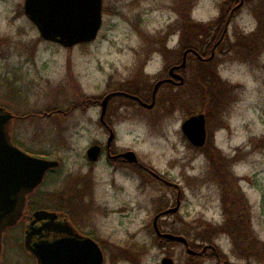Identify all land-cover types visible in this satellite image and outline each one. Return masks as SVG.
Wrapping results in <instances>:
<instances>
[{"label": "rangeland", "instance_id": "rangeland-1", "mask_svg": "<svg viewBox=\"0 0 264 264\" xmlns=\"http://www.w3.org/2000/svg\"><path fill=\"white\" fill-rule=\"evenodd\" d=\"M230 1L105 0L109 15L98 39L65 49L39 41L38 29L24 14L25 0H0V103L7 89L2 78L17 76L21 77L25 91L24 96L14 100L16 106L9 105L16 112L30 113L51 107L66 110L76 103L101 99L108 90L110 77L127 80L136 69L137 59L150 60L145 83L152 85L154 76L162 71L167 60L178 57V51L170 52L176 49L178 41L184 40L186 45L198 40L204 46L205 38L191 32L182 23L183 17L190 11L197 24L220 28L227 22ZM258 26L257 15L245 5L231 23L228 42H233L237 34L254 33ZM155 36L158 47H154ZM14 42L29 43V55L20 54ZM157 48L166 49L168 56H163L160 49L156 51ZM218 61L219 76L236 91L225 125L216 129L209 126L210 144L225 157L222 163L225 168L219 170L216 181L206 156L192 159L194 152L182 132V124L189 117L185 109L170 113L159 129L151 127L155 113L141 111V119L124 122L119 133L121 144L134 148L143 161L174 181L184 182L188 175L206 179L202 186L187 191L186 204L178 214L162 220V229L187 237L194 246L216 245L232 264H247L237 256L231 239L220 234L216 227L224 224L230 215L241 212L248 218L257 240L264 243V53L253 62L232 60L222 53ZM22 100L23 104H19ZM99 113L98 108L87 115L76 113L57 131L60 134H54L50 126L39 120L21 123L19 137L24 149L34 155L50 154L56 156L54 160H62L63 183L53 190L57 195L69 197L70 188L76 187L74 191L80 193L85 186L86 151L103 137L96 123ZM41 138L43 144L37 141ZM58 140L69 143L63 155L55 153L56 147L51 144H58ZM98 174L101 209L84 198L76 213L82 229L93 232L101 243L105 264H161L165 257L172 258L175 264H186L187 253L182 245L151 248L155 214L174 204L176 194L154 184L138 194L132 184L119 177V186L112 187V173L105 167L100 166ZM120 185L125 191L118 190ZM49 186H54L52 181ZM209 237H214V241H208ZM23 242L21 229L6 232L1 263L35 264ZM260 252L250 264H264V254Z\"/></svg>", "mask_w": 264, "mask_h": 264}, {"label": "flooded vegetation", "instance_id": "flooded-vegetation-1", "mask_svg": "<svg viewBox=\"0 0 264 264\" xmlns=\"http://www.w3.org/2000/svg\"><path fill=\"white\" fill-rule=\"evenodd\" d=\"M240 2L241 0H238V2L235 3L234 6L228 8V13H229L228 19L231 15H232V21L238 18L240 11L246 5L244 0V6L241 9H236V7L240 4ZM108 15H109V7L105 6V0H104L103 23H102L101 31L105 23V17H107ZM228 34H229V30L226 36ZM222 35L220 36V39ZM226 36L224 37V39L226 38ZM188 46H189L188 44L184 45V40L178 41V44L176 45V49L172 50V51L175 50L178 51L179 53L178 57L176 58L174 57L173 59L167 60L162 71L154 76V82L152 83V85L151 84L148 85L147 83H145L147 81L146 78L149 76L146 69L149 65L150 60L146 58L143 62H140L139 59H137L138 61L135 64L136 69L132 70L133 72H131L127 80H116L114 76L110 77V80H108V84H107L108 90L104 94V96L98 100V104L96 105L91 104V100H88L89 102L86 100V102H83L82 104L79 105H74L66 110L58 107H51L50 109H46L42 111L41 110L32 111L30 113H26L27 115L25 114L22 116H19L16 111H14L12 108H9V112H11L14 116L10 124V134L13 144L19 149H21L23 152L30 154L31 156L41 157L49 160H54L56 156H51L50 154H48L49 155L48 156L46 153H45L46 155H42V156L34 155L22 147V145L20 144L21 139L19 137L21 136V128H22L21 123L39 120L40 122L44 123L45 126H50L51 130H53L54 134H56L57 131H59L64 127L63 125L66 123V121L69 120V118L74 116L76 113L87 115L94 108L100 109V113L96 123L99 126L103 137L101 140L94 141L86 151L87 173H86V183L82 191H80L79 193L77 191H74L77 190L76 187H72L73 189L70 188L69 191L70 194L69 197L66 194L57 195V193H54L53 190L61 186V184L63 183V179L61 178L62 173L60 170L62 166V160L55 159L61 163L60 167L50 170L46 174L43 184L37 190H35V192H33L27 197L25 210L23 212L20 221L16 226L10 229V230H15L18 228L21 229L23 233L24 249L27 255L34 260L35 264H38L36 258L28 250H26L25 247L27 235L33 232L38 233L31 237L30 240L31 246L40 243H54L58 240L69 238L67 234L62 233L59 229V227L64 224H69V226H71L77 234L86 238L93 239L99 244V246L103 250L101 243H99L95 239V234L93 232L84 231L82 229V222L79 218V215L76 213L77 205L80 202H82L84 198H88L92 206L97 205L99 207L98 205L99 194L97 193V189L100 186L98 179L100 166L105 167L107 170H110V172L112 173L111 174L112 187L119 186L117 185L118 184L117 178L119 177L124 181H126L128 184H132L136 192H138V194H140V191L144 187H147V185H151V184H154L157 187L175 193L176 194L175 203L174 204L171 203L169 206H167V208H163L162 210L156 212L154 219L163 212L173 209L178 204H180L179 211L176 213L178 214L180 210L183 208L184 204H186L187 202V191H189L190 188L195 189L199 186H202V184L206 182V179H201L202 180L201 181L195 176L193 177L188 175L187 178H185V181L184 182L182 181L180 183L178 181L177 182L174 181V179H172L170 175L158 172L153 166L143 161L140 158L138 152L134 148L125 147L123 144H121L120 133H119V127L123 125L124 122L139 121L141 119L140 117V115L142 114L141 111L155 113L152 116L153 121L151 127L155 129H159V127H161V125L164 123L165 119L169 116L170 113L179 112L180 110L184 109V105H183L184 101L188 100V95H189L188 80L190 79L192 73L195 71L194 62L196 63L194 59L193 60L190 59V55H194L196 59L202 63L198 66V70L204 72L205 71L204 64L210 63L211 61L215 60L218 49L217 46L214 57L210 59V57L213 55L214 46L211 50L210 57H206V55H204L202 52H199L196 49H191ZM189 50H192L194 52H190L188 54L186 64L184 67H182L184 63V55ZM195 52L198 53L199 56H201V58L197 56ZM26 55L29 54L26 53ZM176 76H181L182 78L185 79V82L182 84L181 79L177 78ZM150 78L152 79L151 76ZM156 87L157 90H156L155 106L152 109H149L145 107V105H150L153 103ZM113 93H119V94L114 95L113 97L110 98L107 106V111L104 116V120H102L101 104L108 95ZM133 97L139 98L140 101L136 100ZM231 99H232V94L229 93L228 96L226 97V103H228V105L230 104ZM197 114H205V113H197ZM192 116H189L188 118ZM205 116L207 118L206 114ZM225 116L227 117V114ZM207 130H208V138L205 146L202 148L195 147L186 138L189 148H191L194 152V155L192 156L193 161H195L197 157H199L200 155L207 157L206 155L207 151H209L212 148H215L214 145L210 144L211 139L209 134L208 118H207ZM57 133L60 134V132ZM37 141L38 142L40 141L39 144H43L41 143L43 142L42 138ZM58 141H59L58 144H53V143L51 144L56 147V150L54 151L55 153L59 152V154L63 155L65 153L64 151L68 150L69 143L65 144V142L63 143V141L60 140ZM62 146L63 148L62 150H60L59 148H61ZM94 146L100 147V156L96 162L90 161L87 154L88 150ZM131 152L136 154L139 160L138 163L132 162L130 158H127L125 156L126 154ZM186 159L189 160L190 157H186ZM50 180L53 182L54 186H49V183L51 182ZM124 188L125 187L120 185V188H118V190H124ZM72 209L74 210V213H72ZM97 209H101V207ZM39 211H44L53 214L55 218L43 219L38 221L35 218V214ZM176 214L161 216L158 222L161 231L163 233H166L167 231H164L162 229L161 226L162 220L164 218H168ZM167 233H173V232H167ZM166 242H167L166 240L160 239L161 245H164ZM176 244L182 245L179 243ZM182 246L185 248L186 253L189 247L194 251H196V254L194 255H189L187 253L186 264H204L205 262H215L216 264H232L216 245L215 246L213 245V248L205 249L209 245L194 246L192 241L189 240V247H186L184 245Z\"/></svg>", "mask_w": 264, "mask_h": 264}, {"label": "water", "instance_id": "water-1", "mask_svg": "<svg viewBox=\"0 0 264 264\" xmlns=\"http://www.w3.org/2000/svg\"><path fill=\"white\" fill-rule=\"evenodd\" d=\"M103 2L104 0H25L24 14L36 26L44 41L58 44L65 49H72L79 45L93 43L98 39L103 23ZM243 6L244 0H241L236 9H241ZM231 21L232 15L227 20L223 35L214 46L210 59L214 57L217 46L228 33ZM190 52L194 51L189 50L185 53L182 67L185 66ZM196 55L199 56L198 53ZM176 77L181 79L182 84L185 82L181 76ZM157 87L153 103L145 105L149 109L155 106ZM117 94L119 93L110 94L103 100L102 120H104L110 98ZM133 98L140 101L137 97ZM13 118L9 110L0 106V264L4 234L20 221L27 197L43 184L50 170L59 168L61 165L57 160L31 156L16 147L10 134ZM182 132L192 145L197 148L204 147L208 138L205 114L188 118L182 125ZM87 154L90 161L96 162L100 156V147H91ZM125 156L132 162H139L135 153L131 152ZM179 206L180 204L158 215L154 219L153 227L160 239L189 247L187 237L163 233L158 222L161 216L176 214ZM35 218L40 221L53 219L55 216L39 211L35 214ZM61 226L60 231L67 234L69 238L54 243L31 246V237L38 233L33 232L27 235L26 250L36 258L38 264H105L104 252L96 241L77 234L69 224ZM207 248H213V246H207L205 249ZM187 253L194 255L196 251L189 247ZM161 264H175V262L172 258L165 257Z\"/></svg>", "mask_w": 264, "mask_h": 264}, {"label": "trees", "instance_id": "trees-1", "mask_svg": "<svg viewBox=\"0 0 264 264\" xmlns=\"http://www.w3.org/2000/svg\"><path fill=\"white\" fill-rule=\"evenodd\" d=\"M190 1L191 0H189V2ZM237 2L238 0H231L229 7L234 6ZM245 3L246 6H249L259 19V26L254 33L249 35H245V33L240 35L237 34L233 42L229 41L230 43L228 42L229 37L227 35L222 44L218 46L215 60L204 64V72L198 70V66L202 63L198 61L194 55H190V59H194L196 63L194 62L195 71L188 80L189 95L188 100L184 101V109L187 111L189 116L197 113H205L208 118V126H210L212 129L222 128L225 125V115L228 113L229 108L232 105V99L228 105V103H226V97L229 93L233 94L236 91V89L231 84L222 80L219 76V55L226 53V56L232 58V60L253 62L264 53V0H245ZM189 10L192 11V7ZM183 22L184 25H188L191 32L197 34V37L200 36L202 39L205 38V41L203 42L204 46L200 45V41L194 40L191 44H188V47L202 52L204 55H206V57H210L213 46L218 42L220 36L222 35L225 23L220 25V28L216 27V29H212L210 25L197 24L192 19L190 11L185 15V17H183L182 23ZM153 38L155 39L156 36ZM157 40L158 39L156 38V42L154 41V47L159 46ZM39 41H42V39L40 38ZM14 45H16V49L20 51V54H26L30 49L29 43L23 44L14 42ZM149 47H152V45ZM164 48H162V50L161 48H157L155 50L157 51L160 49V52H162L163 56L167 57L168 51ZM170 52L176 54V51ZM2 80L5 82L4 84L7 89L5 96L1 98L2 103H0V106L6 107L9 110V105L12 104L15 99H19L21 96H24L23 94L25 90H23V86L21 85L22 79L20 76H17L14 79L10 77H3ZM98 100L99 99H93L91 104H98ZM23 102L24 101L22 100V102H19V104H23ZM76 105L78 104L76 103ZM17 113L19 116L26 114L22 113L20 110H17ZM206 155L211 162L212 171L215 172L213 178L216 180L215 176H219V170L222 169L223 171V168H225L222 167L225 157L223 153L216 148H212L207 151ZM216 228L220 234L227 235L231 239L233 246L237 250V256L242 258L243 261H247V264H250L252 259H256V256L260 250H262L260 253L264 254V243H261L257 240L253 231L250 229L248 218L243 216L241 212H238L235 215H230L224 224L217 226ZM152 232L154 235V241L151 245V248L153 245L154 247L156 245L161 246L160 238L156 235L154 229H152ZM207 239L210 242L214 241V237H209ZM175 244L176 243H169L167 241L164 245L170 246Z\"/></svg>", "mask_w": 264, "mask_h": 264}]
</instances>
